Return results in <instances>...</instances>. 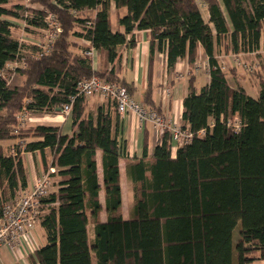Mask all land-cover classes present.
I'll use <instances>...</instances> for the list:
<instances>
[{
  "label": "trees",
  "instance_id": "trees-1",
  "mask_svg": "<svg viewBox=\"0 0 264 264\" xmlns=\"http://www.w3.org/2000/svg\"><path fill=\"white\" fill-rule=\"evenodd\" d=\"M8 1L0 0V208L26 187L22 152L50 149L52 161L45 169L53 167L52 175L60 178L57 189L43 199L52 205L40 222L45 244L35 250L34 260L38 264H264V64L252 72L260 86L254 99L241 86H229L214 54L221 37L226 52L264 48V0H221L226 17L218 0H58V5L27 0L41 10L6 7ZM110 2L117 10L125 9V14L117 15L116 30L110 26ZM199 4L206 6L215 35L202 19ZM89 9L96 11L94 17L82 14ZM23 11L32 15L27 23L37 28L45 26L43 18L52 12L61 28L49 52L37 58H20L21 44L11 36L14 24L7 18H21ZM134 30L149 31L150 49L165 45L170 69L185 57L192 65L200 45L208 57L210 81L196 91L193 77L189 79L181 126L193 133L190 143L179 146L172 157L166 129L151 155L145 149L141 158L127 162L132 202L125 220L119 182L125 146L112 133L108 111L98 108L95 114L87 113L85 97H76L70 136L52 125L19 128V116L23 111L53 114L75 95L76 82L92 75L125 85L131 94L130 85L115 71L92 70L91 60L77 51L71 38L90 41L113 62L117 47L134 46ZM16 60L25 66L17 69L25 76L20 86L8 84L2 75L6 64ZM143 103L162 115L149 90ZM6 140L18 143L5 152L1 142ZM96 151L101 153L102 185L97 180ZM102 189L104 207L99 200ZM238 224L233 246L232 231ZM88 225L93 227L92 239Z\"/></svg>",
  "mask_w": 264,
  "mask_h": 264
},
{
  "label": "crops",
  "instance_id": "crops-1",
  "mask_svg": "<svg viewBox=\"0 0 264 264\" xmlns=\"http://www.w3.org/2000/svg\"><path fill=\"white\" fill-rule=\"evenodd\" d=\"M219 5L225 16L221 0ZM14 5H22L27 9L41 10L42 7L37 3H29L27 0H9L5 6L12 7ZM199 10L202 19L207 23L213 34L215 31L213 25L209 20V12L205 5L199 4ZM95 10L89 9L82 12V14L88 17H94ZM125 14V9L117 10L115 4L110 2L109 19L112 30L117 29V15ZM22 15V13H21ZM21 17V16H20ZM226 17V16H225ZM9 19L14 24L11 36L18 40L21 44L31 43L37 39V31L42 30L37 27H24L21 19ZM227 20V19H226ZM226 25L231 31V26L227 20ZM27 28V29H25ZM148 30H134L132 32L135 44L130 46L128 44L117 47V58L113 62H108L106 53L104 51L96 50L92 56L91 66L92 70H113L118 77L122 79L126 84L131 87V97L134 99L135 94L138 95L137 100L143 103L145 99V93L147 90L150 92L151 102L153 105L160 109V112L164 119L170 123H176L184 125L182 120L183 114V99L189 92V79L193 77L194 87L196 91L208 84L210 76L208 74V57L205 54L203 48L198 45L197 56L195 62L189 65L186 57L180 58L176 61L173 68H168L167 54L165 45H161L158 49L154 44L153 49H150ZM71 41L76 45L77 51L82 53L85 48L90 46V42L81 37H72ZM223 39L219 40V45L215 47V57L218 63L222 66L224 73L226 74V80L230 87L234 88L236 85L241 86L245 92L252 98L256 99L259 94L260 86L258 77L252 74L253 71L260 70L263 64L260 62L264 57V48L249 53H232L225 51ZM35 44L31 45V51L36 49ZM11 62H8L2 72V75L6 73ZM18 78L16 84L20 86L25 80V76L17 70ZM259 87V89H258ZM169 88V95L164 93V89ZM86 112L95 114L98 108H103L108 111L112 119V133L116 136L119 142H123L125 146V154L119 159V182L121 189V211L123 219L127 220L130 217V208L132 202V194L129 188V184L126 177V164L132 158H141L146 149L147 154L151 155L156 142V132L151 123H140L137 117L132 113H126L120 115L114 105L99 97H86ZM144 104V103H143ZM27 126L40 125H52L60 128L61 133L64 135L72 134L71 117L59 114L56 110L52 113H31L28 112ZM46 120V121H43ZM24 124V125H25ZM18 143V140H6L1 142L5 152H8L10 147ZM176 151V150H175ZM175 151L172 153V157L175 156ZM21 160L26 176V187L31 188L35 180L46 171V165L52 161V151L45 149L43 152H22ZM96 170L97 180L100 185L103 182L102 166H101V153L96 151ZM52 189H57L56 183L59 181L58 175H52ZM129 189L128 196L125 194V189ZM126 198V207L124 208V201ZM129 199V200H128ZM99 200L102 207H104V192L103 189L99 192ZM100 220L104 222L106 220V214L104 209L100 213ZM88 237H93V227L88 225ZM33 238L36 241L38 247L45 244L44 229L39 222L33 229ZM33 254H27L24 250H13L9 247L2 249L0 253V264H38Z\"/></svg>",
  "mask_w": 264,
  "mask_h": 264
},
{
  "label": "built area",
  "instance_id": "built-area-1",
  "mask_svg": "<svg viewBox=\"0 0 264 264\" xmlns=\"http://www.w3.org/2000/svg\"><path fill=\"white\" fill-rule=\"evenodd\" d=\"M51 1L58 5V0ZM72 13L76 14L75 11H72ZM23 18L24 27H31L26 19L32 18V15L26 12ZM43 22L45 26L41 29L46 30V41L44 44H35V47L38 48L37 52H26L19 42L21 44L18 52L20 58H26L27 55L37 58L41 56L42 52H49L61 28L52 12H46ZM94 51L95 48L90 44L88 48L82 51V54L86 58L92 59ZM260 62L264 64V57L261 58ZM11 63L18 65L17 67L21 69L25 67L21 60L12 61ZM75 91V95L69 98V102L59 108V112L64 116L70 115L72 102L76 97L83 96L86 98L95 96L111 102L116 111L122 116L129 112L134 114L140 123H151L156 132V142L159 144L161 143V137L164 131L166 129L169 130L172 139L171 154L179 146L190 143L193 138V133L188 129L182 128L179 124L166 121L155 110L134 100L125 85L111 83L97 75H92L89 78L78 80L75 85ZM164 93L169 95V88L164 89ZM21 115L19 116V128L24 126ZM233 126L238 128L239 124L236 122L233 123ZM53 173H55L53 167L44 171L35 180L31 188L18 189L13 199L1 205L0 253L3 248L9 247L13 250L21 249L27 254H33L38 248L33 238V229L36 224L41 222L42 217L48 211V207L52 205L43 202V199L51 192L53 185L51 175Z\"/></svg>",
  "mask_w": 264,
  "mask_h": 264
},
{
  "label": "rangeland",
  "instance_id": "rangeland-1",
  "mask_svg": "<svg viewBox=\"0 0 264 264\" xmlns=\"http://www.w3.org/2000/svg\"><path fill=\"white\" fill-rule=\"evenodd\" d=\"M21 1V0H20ZM24 15V11H23V13H22V16ZM22 16H21V22L23 23V25H24V18H22ZM32 27V26H31ZM25 29H27V28H25ZM37 33V39H35L34 41L35 42H31V43H25V42H23L22 43V47L25 49V51L26 52H32L31 50L32 49H30V47H31V45H33V44H36V43H40V44H44V42L46 41V39H47V34H46V30H40V31H37L36 32ZM34 52V51H33ZM18 65H15V64H13V63H11L10 65H9V67H8V71L6 72V73H4V75H3V77H4V79L6 80V82L8 83V84H16L17 83V78H18V74H17V69L19 68V67H17ZM258 89H259V87H258ZM139 99V97H138V95L137 94H135V96H134V100H138ZM138 102V101H137ZM58 111V110H57ZM28 112L29 111H23L21 114V117L23 118L22 119V121H23V124H25V123H28L27 122V120L26 119H28ZM59 114H60V112H59ZM43 121H46V120H43ZM233 123H236V121H233ZM42 124V123H41ZM24 126H26V124L24 125ZM127 188V187H126ZM125 194H127V198H129V194H128V192H129V189L127 188V189H125ZM129 200V199H128ZM126 207V198H125V201H124V208ZM238 230H239V224L238 225H236L235 226V228L233 229V231H232V241H233V246L235 245V243H236V240H237V236H238ZM234 257H235V253H234ZM233 263H235V259H233Z\"/></svg>",
  "mask_w": 264,
  "mask_h": 264
}]
</instances>
